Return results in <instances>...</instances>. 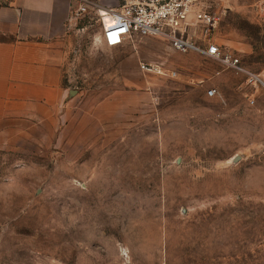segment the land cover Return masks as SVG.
Wrapping results in <instances>:
<instances>
[{"label":"rangeland","instance_id":"1","mask_svg":"<svg viewBox=\"0 0 264 264\" xmlns=\"http://www.w3.org/2000/svg\"><path fill=\"white\" fill-rule=\"evenodd\" d=\"M91 1L66 37L64 115L0 146V264H264V84L157 37L110 47L102 16L124 0ZM203 2L264 80V0Z\"/></svg>","mask_w":264,"mask_h":264},{"label":"crops","instance_id":"2","mask_svg":"<svg viewBox=\"0 0 264 264\" xmlns=\"http://www.w3.org/2000/svg\"><path fill=\"white\" fill-rule=\"evenodd\" d=\"M73 0H0V146L53 113L72 89L63 63Z\"/></svg>","mask_w":264,"mask_h":264},{"label":"built area","instance_id":"3","mask_svg":"<svg viewBox=\"0 0 264 264\" xmlns=\"http://www.w3.org/2000/svg\"><path fill=\"white\" fill-rule=\"evenodd\" d=\"M91 0H77L72 7L73 17L87 11ZM106 13L113 21L106 24L102 16L104 40L113 47L130 41L134 36L157 37L166 42L176 52H195L211 58L229 68L246 73L248 83L256 86L264 84L261 76L240 66L239 59L217 41L222 14L208 8L203 0H124L119 9ZM142 71L160 75L177 76V70L167 67L164 62L140 60ZM207 97L220 95L217 88H209ZM254 102V99L251 100Z\"/></svg>","mask_w":264,"mask_h":264}]
</instances>
